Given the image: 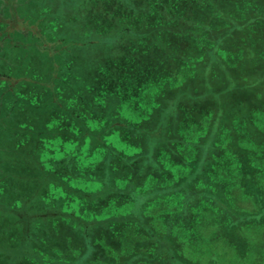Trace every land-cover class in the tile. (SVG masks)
Masks as SVG:
<instances>
[{"label":"rangeland","instance_id":"obj_1","mask_svg":"<svg viewBox=\"0 0 264 264\" xmlns=\"http://www.w3.org/2000/svg\"><path fill=\"white\" fill-rule=\"evenodd\" d=\"M31 196L90 222L0 208V264H264V0H0V203Z\"/></svg>","mask_w":264,"mask_h":264},{"label":"trees","instance_id":"obj_2","mask_svg":"<svg viewBox=\"0 0 264 264\" xmlns=\"http://www.w3.org/2000/svg\"><path fill=\"white\" fill-rule=\"evenodd\" d=\"M39 131L40 132L34 133L35 134L34 138H37L38 140L41 139V137L44 134L43 130H39ZM163 171L164 170H161V172H163ZM41 175H45V173H43ZM60 183H62L61 186L64 187V189L68 190L69 193L72 192L71 193L72 195L70 194L72 197H76L78 199H81V198L87 199L90 201H92L94 199L92 197H96L93 195L94 193L81 192L80 190H76V189L72 190V188L66 182H60ZM77 196H79V197H77ZM31 198H32V196L29 198L22 199L23 202H22V206L19 207L20 210H18L16 208H12L10 205L7 206L5 204L0 203V208L3 209V211L8 212L10 214H13L17 217V221L20 224V226L22 228V232H23L22 241L25 239V236L30 232L29 228H30V223L32 222V219H42V220L46 221V220L51 219V218L55 219L57 217H64V218H69V219H74V220L76 219L77 223H78V221L81 220L80 223L83 224L84 227L88 226L87 223L90 222L89 220H86V219L80 217L79 215H77L74 211L66 212V211H63L62 209L46 208L43 211L30 212V210L28 209V205L31 202V200H30ZM111 219L115 220L114 218H110L109 220H111ZM121 219L124 220L125 218H121ZM91 221H93V220H91ZM115 221H120V220H115ZM159 243H160V247H161V248H159V251L161 249H165L166 247L169 248L168 244L165 241L162 240V241H159ZM158 255H159V253H158ZM158 255H156V256H158Z\"/></svg>","mask_w":264,"mask_h":264}]
</instances>
